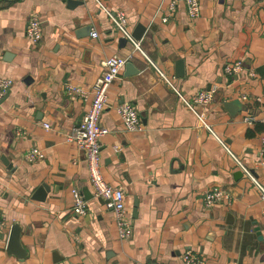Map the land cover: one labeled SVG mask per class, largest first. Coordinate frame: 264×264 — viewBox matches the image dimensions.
<instances>
[{
    "label": "crops",
    "instance_id": "obj_1",
    "mask_svg": "<svg viewBox=\"0 0 264 264\" xmlns=\"http://www.w3.org/2000/svg\"><path fill=\"white\" fill-rule=\"evenodd\" d=\"M172 1L176 9L163 21ZM100 2L126 14L132 34L141 32L142 51L120 41ZM200 3V16L191 19L184 0H0V76L14 81L0 103V213L7 222L0 264H188L187 251L195 264H264L257 187L179 95L216 86L198 113L264 183V0ZM33 14L42 22L37 44L26 37ZM112 54L127 62L101 116L109 129L101 171L125 192L127 239L94 194L85 152L68 140ZM180 59L185 73L176 77ZM233 62L242 69L225 73ZM126 102L137 108L142 130H127L118 116ZM34 147L45 158L27 162ZM75 187L87 200L86 215L73 211ZM213 187L229 198L206 207L203 195ZM15 223L23 257L7 250Z\"/></svg>",
    "mask_w": 264,
    "mask_h": 264
},
{
    "label": "built area",
    "instance_id": "obj_2",
    "mask_svg": "<svg viewBox=\"0 0 264 264\" xmlns=\"http://www.w3.org/2000/svg\"><path fill=\"white\" fill-rule=\"evenodd\" d=\"M176 4V1H172L169 4L168 15L163 18V21H167L171 15L170 13L175 11ZM184 4L186 12L191 19H196L200 16V0H184ZM101 5L102 9L108 14L121 36L127 38L134 45L135 49L142 51L139 42L133 37V34L128 27L126 14L124 12L114 13L103 4ZM92 35L97 37L98 33L93 32ZM26 37L32 44H37L42 39V22L37 14H33L29 19ZM126 62V58L118 54H112L105 59V70L93 86L92 103L85 112L81 122L75 125L71 133L68 135V140L75 142L77 147L85 152L94 194L98 197L104 198L107 208H110L113 211L120 239H127L130 236L132 220L129 217L125 206L126 197L123 187L113 186L108 183L104 179L101 171V139L109 132V129L101 124V116L105 110L111 86L117 79L120 78L121 71ZM241 69L242 66L240 62L227 63L224 67L225 73L227 74L238 73ZM159 72L162 76L166 77L163 72L160 70ZM13 83L14 81L12 78L0 76V100L8 93ZM70 90L73 92L78 89L71 86ZM216 90L217 88L214 86L210 89L202 90L190 98L185 97L179 92L178 93L187 107L199 117L201 123L209 129L221 145L227 149L229 154L235 160L238 168L257 187L260 196L264 201V183L255 175L252 168L245 164L239 156L229 149L225 140L218 136L212 129L211 125L208 124L202 115L198 113L197 105L210 103ZM117 114L127 130H142V121L139 117L137 108L133 104L126 102L117 106ZM245 121L251 123L253 118L247 116L245 117ZM44 126L49 128L50 124L45 123ZM44 158L45 154L36 147L30 148L24 155V159L30 163L43 160ZM259 164L264 167V138L262 140ZM73 196V211L78 215H86L88 210L87 200L81 189L78 187L73 188ZM227 198H229V193L225 189L221 187H213L204 193L202 201L206 207H211L224 202ZM6 224L7 222L0 213V230L4 229ZM183 259L188 264H195L198 261V257H196L191 251L185 252Z\"/></svg>",
    "mask_w": 264,
    "mask_h": 264
},
{
    "label": "water",
    "instance_id": "obj_3",
    "mask_svg": "<svg viewBox=\"0 0 264 264\" xmlns=\"http://www.w3.org/2000/svg\"><path fill=\"white\" fill-rule=\"evenodd\" d=\"M77 0H68V2L70 4H74ZM140 31L143 30V28L141 29V27H139ZM141 35V32H138V33H134L133 34V37L135 39H140V36ZM127 38L125 37H122L120 38V41L121 42H127ZM185 73V66H184V61L183 59H180V60H177L176 62V77H182ZM0 103H1V100H0ZM233 106H236L235 102H232L231 103ZM44 189H47V186H42L40 189H39V192H44ZM38 200H44L45 199V196H43L42 198H37ZM260 233V232H259ZM2 237L1 238H5V234L2 233L1 234ZM262 239V238H261ZM7 250L11 253L13 252L15 255L19 256V257H23L25 254H24V251H23V248L21 246V226L19 225V223H15L13 224V226L11 227V230L9 232V236H8V239H7Z\"/></svg>",
    "mask_w": 264,
    "mask_h": 264
}]
</instances>
